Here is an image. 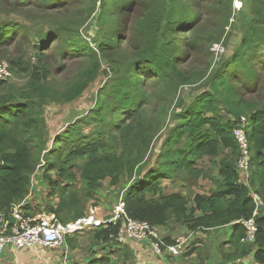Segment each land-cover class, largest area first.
Returning a JSON list of instances; mask_svg holds the SVG:
<instances>
[{
    "label": "trees",
    "instance_id": "trees-1",
    "mask_svg": "<svg viewBox=\"0 0 264 264\" xmlns=\"http://www.w3.org/2000/svg\"><path fill=\"white\" fill-rule=\"evenodd\" d=\"M49 1L53 8H57L55 4L64 5L71 0H45ZM245 1L247 20L243 28L246 35L241 47L223 67L212 73L211 92L200 94L185 110H180L177 124L171 130L169 128L154 165L147 170V164H142L152 143L150 130L155 132V129L152 123L146 124L142 116L146 83L161 85V91L166 93L178 76L181 82L188 80L180 73V57L171 54L172 34H176V30H188L194 21L188 12L182 11L181 0H156L158 9L169 10L159 37L142 47L126 66L112 65L114 81L105 83L97 91L94 105L85 116L54 135L51 148H47L44 139L46 123L42 103L52 93V84L47 82L51 75L46 70L42 52L43 48L50 46L51 42L46 47L48 39L61 36L56 43L59 54H74L72 58L80 56L89 63L81 70L78 80L61 96L64 101H71L97 77L100 57H107L108 49L119 45L120 34L115 16L109 13L112 3L100 0L99 30L92 40H81L77 33L67 28L40 35L36 49L38 66L30 70L28 64L24 67L18 65L19 70L29 74L26 94L20 95V100L16 101L0 96V215L9 218L12 207L25 199L31 177L43 160L46 167L41 178L48 184L52 202L41 211L52 214L62 225L81 218L90 206L95 205V194L102 182L107 180L109 186H116L122 178L133 177L126 183L127 191L122 197L129 218L152 226H167L173 222L192 233H206L229 226L232 230L226 242L229 250H222L224 264H244L240 260L253 250V261L264 264L263 210L255 217L257 232L254 241L242 242L246 231L241 222L250 219L255 210L251 192L259 195L264 203V102L256 107L255 102L244 99L238 90V83H253L258 77L255 66L260 63V55L264 52V9L261 7L263 0ZM14 26L0 23V49L11 41L16 31ZM260 46L262 48L258 49ZM3 83L0 82V86ZM257 84L262 86V82ZM155 96L152 93L153 99ZM222 109L231 115L232 120H226L220 114ZM242 115L249 119L247 137L252 155L249 186L240 183L235 168L239 150L232 129ZM183 139L184 145L176 148ZM205 157L218 158L219 181L214 191L207 196L194 194L191 200L179 193H163L160 185L165 179L178 176L185 182L189 178L203 177L204 171L196 165ZM53 170L56 177L49 174ZM24 207L29 210L27 204ZM118 230L119 225L84 229L65 236L63 244L74 250L73 235L92 231V238L104 247L118 245ZM163 242L173 244L170 239H163ZM197 250L200 248L194 251ZM9 251L12 256L16 255L14 250ZM122 255L124 259L130 258L124 249ZM98 262L93 260L87 264ZM204 263L201 260L199 264Z\"/></svg>",
    "mask_w": 264,
    "mask_h": 264
},
{
    "label": "rangeland",
    "instance_id": "rangeland-1",
    "mask_svg": "<svg viewBox=\"0 0 264 264\" xmlns=\"http://www.w3.org/2000/svg\"><path fill=\"white\" fill-rule=\"evenodd\" d=\"M109 1L112 3V9L109 13L111 16H115V21H117L120 43L118 46L108 49L107 57H100V69L97 77L79 97L71 101H64L61 98L67 87L78 80L81 70L86 68L89 63L80 56L72 58L74 54H59L56 43L61 39V36L50 37L46 47L51 42L50 46L43 48L45 49L42 52L47 64L46 70L51 75L47 82L52 84L51 96L42 102L43 117L46 123L44 139L47 141V148H51L52 138L55 134L62 132L68 124L86 115L94 105V96L97 91L105 83L114 81L116 77L112 65L126 66L136 58L135 54L142 47H146L145 45L150 41L159 37L169 12V10L158 9L156 0ZM235 1H239L242 7L236 8L234 6ZM46 3L45 0H0V23L15 24L14 29L16 28L11 41L2 45L0 49V68L8 74L3 80H0V82H4L0 86V96L6 99L16 101L20 100V95L26 94L30 82L29 74L19 70L18 65L24 67L28 64L30 70L38 66L36 49L40 35L47 31L67 28L77 33L81 40H92L94 33L99 30L100 23L97 21V16L99 15L100 0H71L70 3L66 2L64 5L55 4L54 7L58 6L57 8H53L50 1ZM246 5L245 0H181L180 7L183 6L184 8L182 11L188 12L194 21L188 30L184 32H177L176 30V34H172L174 44L171 54L180 57V73L187 76L188 80L181 82V77L178 76L175 78L178 80L170 85L171 90L166 93L161 91V85L151 82L149 86L150 81L146 83L148 86L142 116L146 124L152 123L155 132L150 130L153 137L146 159L142 164V166L147 164L145 170L154 165L169 128L171 130L177 124L176 118L180 110H185L200 94L211 92L210 79L212 73L219 67H223L225 61L241 47V41L246 35L243 28V24L247 20ZM261 7L264 9V0ZM178 42H181V45ZM261 48L260 46L258 49ZM263 63L264 52L260 55V63L255 66L258 72L255 82L246 85L238 83L239 93L244 99L255 102L253 104L256 107L264 102ZM258 82H262L261 87H258ZM152 93L156 95L154 99ZM220 114L226 120H232L231 115L225 109H222ZM184 142L185 139L176 148H181ZM217 159L205 157L197 162L196 166L204 171L203 177H198L195 180L189 178L185 182H182L178 176L163 180L160 185L163 193L170 194L178 191L189 200L194 194L209 195L217 188L219 181ZM39 163L40 166L37 167L31 177L28 194L19 205H15L18 206L22 214L30 217L34 216L36 212L46 210L48 204L52 202L49 199L48 184L41 178L46 165L43 160H40ZM49 174L51 177H56L57 173L53 170ZM131 179L133 177H124L121 179V183L126 185ZM113 202L110 203L111 206L115 205ZM26 204L29 210L24 207ZM100 216L107 217L108 215ZM153 227L156 228L154 225ZM91 232L73 235L74 250H70V247L63 244L56 249L41 247L37 255L51 257L65 255L66 252H69L67 255L69 256V263L80 264V256L84 255L85 252L88 254L100 252L96 250V243L92 241ZM230 232L229 226L216 231L219 235H227ZM187 234L188 232L182 231L174 238H185ZM158 235L160 234L158 233ZM200 238L199 236L197 240L202 241L204 248L199 247L200 250L193 252L198 259L201 257L203 261L205 259L212 261L214 258L221 260L222 250L224 252L229 250L228 245L219 247L217 251L214 250L213 245L216 247L219 242L218 236H215L213 242L208 238ZM192 239L194 240L195 236ZM187 242L188 248L191 247L190 239ZM242 242L249 244L245 242V239ZM76 249H82V252H75ZM186 251L187 247L183 254ZM15 253L16 255L19 254L20 258H16L17 260H14L13 264H36L26 261L30 255L29 252L15 250ZM109 254L112 255L111 258ZM115 254L116 252L112 251V253L103 255L102 259L98 260V264H138L133 257L122 260L116 259ZM103 259L107 261H102ZM246 262L253 264L249 263V259Z\"/></svg>",
    "mask_w": 264,
    "mask_h": 264
},
{
    "label": "built area",
    "instance_id": "built-area-1",
    "mask_svg": "<svg viewBox=\"0 0 264 264\" xmlns=\"http://www.w3.org/2000/svg\"><path fill=\"white\" fill-rule=\"evenodd\" d=\"M8 74L0 68V80ZM249 127L248 117L241 116L232 129L239 155L235 168L239 174L240 183L248 185L251 173V149L247 137ZM255 210L250 219L241 222L245 228V242L252 243L257 232L255 217L263 210L264 203L259 195L251 192ZM12 220L13 222H10ZM119 225L117 242L124 245L127 241L148 242L153 254L163 256L169 254L179 257L186 248L184 238H176L173 244H165L158 235L156 228L145 221H137L126 215L122 199L114 205L107 217H102L96 208H90L84 216L65 225L55 220L52 214L41 211L33 217L25 216L18 206H13L9 218L0 215V254L6 250H31L37 246L46 249H56L63 244L64 237L84 229H102Z\"/></svg>",
    "mask_w": 264,
    "mask_h": 264
},
{
    "label": "crops",
    "instance_id": "crops-1",
    "mask_svg": "<svg viewBox=\"0 0 264 264\" xmlns=\"http://www.w3.org/2000/svg\"><path fill=\"white\" fill-rule=\"evenodd\" d=\"M250 182H248L249 184ZM244 184V183H243ZM127 191V186L123 185L122 183L116 185V186H109L108 181H104L101 184L100 189L96 192L95 194V205L90 206V208H96L97 212L100 215H109L111 210L113 209L114 205L111 206L110 203L114 201L113 203L116 204L118 200L122 199L124 196L125 192ZM172 193H179L183 195L182 193L176 191ZM112 195V196H111ZM110 198V199H109ZM109 199V200H108ZM117 199V200H116ZM89 208V209H90ZM227 227V226H226ZM95 230V229H94ZM156 230L160 234L159 236L163 239H170L172 243L176 238L178 234H181L182 231L188 232L183 226L169 222L167 226H156ZM218 230V229H217ZM215 230H210L206 233H192L188 232L187 237L184 239L186 240V247L188 248V240L190 239L191 247L187 249V253L185 256H179V257H173L169 254H165L163 256H157L153 254L152 250L150 249L149 243L148 242H134V241H127L124 245H118L112 244V245H105V247L100 243V241L96 240L94 237L92 238V241L96 243V250L100 251L98 253H92L88 254L85 252L84 255H81V260L80 264H87L88 262H91L93 260H100L102 259V256L105 254L110 253L109 251L112 250L113 252H116V259H122L124 260V257L122 255V250L124 249L129 253L130 258H135L136 262L138 264H199L201 261V257L198 259L196 254L193 253L196 248L201 247L204 248V245L202 244V241H198L197 239L199 236L201 238H208L210 239L211 242L214 241L215 236H218L219 242L216 247L213 248L215 251L218 250L219 247L222 246H227L228 244L226 243L227 240L229 239L231 232L227 235H219L216 233L217 231ZM178 233V234H177ZM93 235V234H92ZM195 236V239L193 240L192 237ZM174 238V239H173ZM200 238V239H201ZM95 239V240H94ZM115 245V246H113ZM115 247V248H114ZM229 247V246H228ZM41 247L37 246L31 250H24L30 253L27 257V262L28 263H36V264H70L69 263V256L68 253L66 252L65 255H60V256H51L48 257L46 255L40 256L37 255L38 251ZM80 248V246H78ZM200 248V249H201ZM212 251V249H210ZM255 250L251 252L249 256H247L245 259L240 260L242 263L247 264V259H249V263L257 264L253 261L252 253H254ZM75 252L81 253L82 249H76ZM183 254V253H182ZM16 256V257H15ZM64 257V259H63ZM109 257L111 258L112 255L109 254ZM20 258V255H14L12 256V253L7 249L3 254H0V264H13L14 260H17ZM129 258V259H130ZM76 261V260H75ZM96 262V261H95ZM204 264H224L223 259H213L212 261H204ZM98 264V263H95Z\"/></svg>",
    "mask_w": 264,
    "mask_h": 264
},
{
    "label": "bare ground",
    "instance_id": "bare-ground-1",
    "mask_svg": "<svg viewBox=\"0 0 264 264\" xmlns=\"http://www.w3.org/2000/svg\"><path fill=\"white\" fill-rule=\"evenodd\" d=\"M234 3H236L234 6L236 7V8H239V7H242V5L239 3V1L237 2V1H235ZM248 132V131H247ZM249 141V140H248ZM239 175V174H238ZM246 185V184H245ZM246 186H249V184L248 185H246ZM118 202V201H117Z\"/></svg>",
    "mask_w": 264,
    "mask_h": 264
},
{
    "label": "water",
    "instance_id": "water-1",
    "mask_svg": "<svg viewBox=\"0 0 264 264\" xmlns=\"http://www.w3.org/2000/svg\"><path fill=\"white\" fill-rule=\"evenodd\" d=\"M10 222H13L12 220H10Z\"/></svg>",
    "mask_w": 264,
    "mask_h": 264
}]
</instances>
